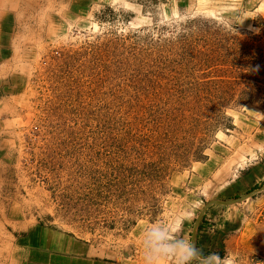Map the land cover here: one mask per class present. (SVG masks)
<instances>
[{
	"label": "rangeland",
	"instance_id": "rangeland-1",
	"mask_svg": "<svg viewBox=\"0 0 264 264\" xmlns=\"http://www.w3.org/2000/svg\"><path fill=\"white\" fill-rule=\"evenodd\" d=\"M263 186L264 0H0V264H145ZM196 244L264 264V191Z\"/></svg>",
	"mask_w": 264,
	"mask_h": 264
},
{
	"label": "clouds",
	"instance_id": "clouds-1",
	"mask_svg": "<svg viewBox=\"0 0 264 264\" xmlns=\"http://www.w3.org/2000/svg\"><path fill=\"white\" fill-rule=\"evenodd\" d=\"M177 229L168 222L156 220L141 232L145 264H234L232 254L223 259L216 253L205 254L190 239L177 234Z\"/></svg>",
	"mask_w": 264,
	"mask_h": 264
},
{
	"label": "crops",
	"instance_id": "crops-1",
	"mask_svg": "<svg viewBox=\"0 0 264 264\" xmlns=\"http://www.w3.org/2000/svg\"><path fill=\"white\" fill-rule=\"evenodd\" d=\"M56 240V243H49V240ZM199 244V243H198ZM43 246L44 250L50 251L51 253H57L61 255H72L74 254L75 244H71L69 240L63 236H59L54 232L42 231V237L38 239L37 246ZM49 248V249H48ZM53 251V252H52ZM30 252V251H29Z\"/></svg>",
	"mask_w": 264,
	"mask_h": 264
},
{
	"label": "water",
	"instance_id": "water-1",
	"mask_svg": "<svg viewBox=\"0 0 264 264\" xmlns=\"http://www.w3.org/2000/svg\"><path fill=\"white\" fill-rule=\"evenodd\" d=\"M262 191H264V186L261 187L258 190H255V191L243 196V197H240L238 199H232V200H227V201H218L217 200V201L209 202L206 205L205 209L200 214V216L198 217L197 221L195 222L193 233H192V242L196 243V237H197L198 229H199L201 221H202L203 217L205 216V214H206L207 210L209 209V207H212V206L230 207V206L238 205V204H241L243 202H246L250 198H253L255 195L259 194Z\"/></svg>",
	"mask_w": 264,
	"mask_h": 264
},
{
	"label": "trees",
	"instance_id": "trees-1",
	"mask_svg": "<svg viewBox=\"0 0 264 264\" xmlns=\"http://www.w3.org/2000/svg\"><path fill=\"white\" fill-rule=\"evenodd\" d=\"M41 256L40 255H35V254H33L32 255V261L33 262H36V264H37V262L40 264H44L45 262H43L44 260H40L39 258H40Z\"/></svg>",
	"mask_w": 264,
	"mask_h": 264
}]
</instances>
